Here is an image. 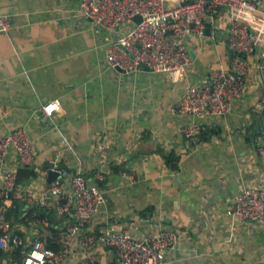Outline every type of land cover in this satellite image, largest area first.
<instances>
[{
  "label": "crops",
  "instance_id": "1",
  "mask_svg": "<svg viewBox=\"0 0 264 264\" xmlns=\"http://www.w3.org/2000/svg\"><path fill=\"white\" fill-rule=\"evenodd\" d=\"M77 8L78 0H0V13L12 20L0 31V135L25 126L37 150L32 166L41 170L56 158L104 190L83 232L128 228L141 236L171 228L177 242L166 250V264H264V220L235 221L226 213L244 187H264V155L257 151L264 50L249 57L246 92L227 114L202 119L193 141L181 127L198 119L173 105L215 68L232 65L227 10L217 15L216 35L186 37L193 60L181 76L109 66L112 34ZM55 97L61 109L44 117L41 106ZM19 166L10 149L0 173ZM26 185L38 193L50 185L48 175L38 173ZM22 229L31 238L38 231L34 224ZM79 236L63 264L116 262L108 247L83 251ZM0 264H13L10 255H0Z\"/></svg>",
  "mask_w": 264,
  "mask_h": 264
},
{
  "label": "built area",
  "instance_id": "2",
  "mask_svg": "<svg viewBox=\"0 0 264 264\" xmlns=\"http://www.w3.org/2000/svg\"><path fill=\"white\" fill-rule=\"evenodd\" d=\"M225 8L229 16L227 46L236 55L230 68H215L210 77L190 85L178 99L173 110L188 113L198 121L181 127V131L196 140L201 120L208 116L227 114L235 99L248 88L247 74L251 57L257 48L264 50V8L259 0H78L79 15L102 25L112 34L106 45L105 60L111 67L136 70L145 65L158 72H176L183 75L192 63L186 37L194 34L205 37L207 22L211 35H216V18ZM141 20L135 21L134 16ZM12 26L9 14L0 13V31ZM60 98L49 99L41 106L44 117L61 109ZM12 149L20 165H32L36 147L27 128L16 126L0 135V164ZM264 155V133L257 147ZM38 173L47 176L49 171L58 173L47 188L38 193L32 186L18 185L17 170L5 168L0 173V249L10 255L21 249L23 264H63L74 252L72 240L78 234L83 251L89 253L97 246L110 248L116 258L114 264H166V250L177 242V233L171 228L147 231L139 236L128 228L106 227L99 234L83 232L85 222L91 219L105 201L104 190L90 182L81 171H70L56 158ZM103 176L102 171L95 173ZM22 199L31 204H42L58 215L74 212L75 219L63 220L59 231L58 247L45 246L37 233L31 238L22 236L11 227L6 216L5 200ZM29 204L26 205V208ZM235 221L264 220V187L247 186L236 194L226 210ZM74 219V220H73ZM46 223L45 220H37Z\"/></svg>",
  "mask_w": 264,
  "mask_h": 264
},
{
  "label": "trees",
  "instance_id": "3",
  "mask_svg": "<svg viewBox=\"0 0 264 264\" xmlns=\"http://www.w3.org/2000/svg\"><path fill=\"white\" fill-rule=\"evenodd\" d=\"M17 175V184L26 185L32 178L37 176V171L32 165H20ZM13 197L14 195L12 194L5 200L6 216L10 221L11 227L24 236L26 232L22 229L23 226L30 227L31 224H34L38 229L37 236L43 239L45 246L56 249L63 220L66 218L71 219V213L58 215L56 211L42 204H31L19 198L13 199ZM27 204L29 205L26 208ZM39 219L45 220L46 223H38L37 220ZM21 253V249H17L14 252L19 260L18 264H23V255ZM3 254L5 255V252L0 249V255Z\"/></svg>",
  "mask_w": 264,
  "mask_h": 264
},
{
  "label": "water",
  "instance_id": "4",
  "mask_svg": "<svg viewBox=\"0 0 264 264\" xmlns=\"http://www.w3.org/2000/svg\"><path fill=\"white\" fill-rule=\"evenodd\" d=\"M134 20L137 21V22L140 21V20H141L140 15H135V16H134ZM206 33H207V35H209V34L211 33L210 22H207ZM230 50H231V49H230ZM231 51H232V50H231ZM232 52H233V51H232ZM144 68L149 69V67H148L147 65H145ZM118 69H120V70H124V69H121L120 67H118ZM260 126H261V125H260ZM259 132H260V130H259ZM56 176H58V173H57V172L49 171V173H48V181H49V182L52 181Z\"/></svg>",
  "mask_w": 264,
  "mask_h": 264
}]
</instances>
